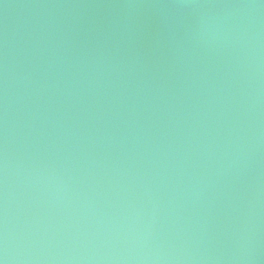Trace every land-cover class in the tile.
Returning <instances> with one entry per match:
<instances>
[{"label":"water","instance_id":"95a60500","mask_svg":"<svg viewBox=\"0 0 264 264\" xmlns=\"http://www.w3.org/2000/svg\"><path fill=\"white\" fill-rule=\"evenodd\" d=\"M0 264H264V0H0Z\"/></svg>","mask_w":264,"mask_h":264}]
</instances>
